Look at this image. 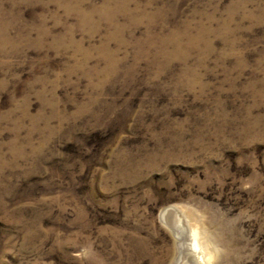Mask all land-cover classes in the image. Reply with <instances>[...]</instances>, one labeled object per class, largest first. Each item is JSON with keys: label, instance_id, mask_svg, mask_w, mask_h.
Wrapping results in <instances>:
<instances>
[{"label": "rangeland", "instance_id": "rangeland-1", "mask_svg": "<svg viewBox=\"0 0 264 264\" xmlns=\"http://www.w3.org/2000/svg\"><path fill=\"white\" fill-rule=\"evenodd\" d=\"M164 210L264 264V0H0V264H172Z\"/></svg>", "mask_w": 264, "mask_h": 264}, {"label": "bare ground", "instance_id": "bare-ground-1", "mask_svg": "<svg viewBox=\"0 0 264 264\" xmlns=\"http://www.w3.org/2000/svg\"><path fill=\"white\" fill-rule=\"evenodd\" d=\"M180 214H182V213H180ZM183 218L185 221L184 222L185 229H183V227L179 221L178 216L173 211L170 212V211L164 210L162 213V221L166 226H168L169 228H171L174 232H177L178 234L183 231L181 233V235L179 236L181 243H179V242L177 243V241H176V245L178 246L179 252H178L177 257L174 259L172 264H210L212 262L211 260L213 258V251L211 249H209L208 245L201 240L199 227L197 226V224H194L193 222L187 221L188 222L187 223L185 220L186 219L185 215H183ZM163 223L161 222V224H163ZM182 241H184V242H182Z\"/></svg>", "mask_w": 264, "mask_h": 264}]
</instances>
